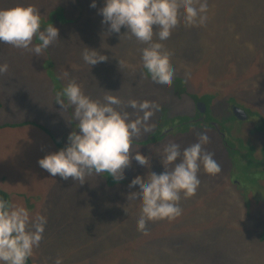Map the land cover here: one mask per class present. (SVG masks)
<instances>
[{
	"label": "rangeland",
	"instance_id": "rangeland-1",
	"mask_svg": "<svg viewBox=\"0 0 264 264\" xmlns=\"http://www.w3.org/2000/svg\"><path fill=\"white\" fill-rule=\"evenodd\" d=\"M22 4L40 11L41 29L50 23L59 29L58 39L38 56L0 43V64H8L0 73V188L12 203L47 216L43 239L26 264H55L57 257L63 264H264V179L235 178L250 162L231 152L242 144L254 158L264 155V0H208L203 25L187 26L181 13L177 29L160 45L175 71L167 89L150 84L142 71L147 45L124 27L110 33L101 23L104 0L95 8L91 0H0V9ZM86 47L108 59L91 67L82 57ZM71 79L93 99L118 96L117 107L130 119H139L130 100L159 109L150 135L133 141L129 156L150 160V169L130 164L117 183L94 172L83 182L63 180L39 166L76 127L72 108L56 103ZM234 106L248 118L237 119ZM201 131L221 171L210 175L201 167L196 193L181 196L182 214L149 221L139 231L140 203L127 204L138 193H129V185L137 179L143 185L151 171L164 170L165 144L183 149Z\"/></svg>",
	"mask_w": 264,
	"mask_h": 264
},
{
	"label": "clouds",
	"instance_id": "clouds-1",
	"mask_svg": "<svg viewBox=\"0 0 264 264\" xmlns=\"http://www.w3.org/2000/svg\"><path fill=\"white\" fill-rule=\"evenodd\" d=\"M91 0L90 7H96ZM102 24L109 32L120 33L121 28L147 45L141 53L142 71L148 82L161 89L172 86L175 71L170 67L171 57L163 54L160 47L177 29L181 13L187 26L203 25L207 21L208 0H104L98 9ZM40 11L34 5H17L0 9V43L20 49H29L37 56L58 39L59 29L52 23L41 29ZM157 41L152 44L153 36ZM39 43L33 45V39ZM85 63L91 67L106 61L108 57L100 51L86 47L82 53ZM8 70V64H0V73ZM110 92V91H109ZM56 103L72 108V119L76 127L67 137L66 145L50 152L38 160L39 166L51 177L63 180L84 181L86 175L108 173L117 183L123 182V174L130 164L137 169H150V160L132 156V142L151 133L149 122L159 115L155 105L128 102V108L139 119H130L129 111L120 109L121 99L106 95L103 100L86 95L75 79L56 93ZM206 131L198 134L197 141L181 149L180 144L169 141L160 157L163 171H151L150 176L133 181L127 204L140 203L137 229L146 231L147 223L154 220H172L182 214L181 196L194 195L200 185L199 171L203 167L207 174L221 171L214 153L204 145L209 143ZM83 184V183H82ZM47 224V216L33 212L22 204L0 198V264H26L34 249L39 247ZM55 264H63L57 257Z\"/></svg>",
	"mask_w": 264,
	"mask_h": 264
},
{
	"label": "trees",
	"instance_id": "trees-1",
	"mask_svg": "<svg viewBox=\"0 0 264 264\" xmlns=\"http://www.w3.org/2000/svg\"><path fill=\"white\" fill-rule=\"evenodd\" d=\"M61 12L62 9H59ZM64 16V14H63ZM65 17V16H64ZM63 17V19H64ZM178 118V117H177ZM180 118V117H179ZM157 135V133L155 134ZM158 136V135H157ZM231 152H234L238 156L242 158H247L249 159V165L245 167L246 172L242 175L238 171V174H234V177L237 178L239 176H247L256 180L259 179H264V155L259 156V157H253L250 147L246 145H240L239 147L237 146L236 148H233ZM0 198L6 199L10 201L9 194L2 188H0ZM11 202V201H10Z\"/></svg>",
	"mask_w": 264,
	"mask_h": 264
},
{
	"label": "water",
	"instance_id": "water-1",
	"mask_svg": "<svg viewBox=\"0 0 264 264\" xmlns=\"http://www.w3.org/2000/svg\"><path fill=\"white\" fill-rule=\"evenodd\" d=\"M196 105H197V107H198V109H199L200 111H204V109H205V105H204V103H203L202 101H198ZM232 109H233V112H234L238 117L244 118V116H245V112H244L241 108H239V107H237V106H234ZM213 124L217 126V124H215V123H213ZM164 132H168V131H165V130H164Z\"/></svg>",
	"mask_w": 264,
	"mask_h": 264
},
{
	"label": "flooded vegetation",
	"instance_id": "flooded-vegetation-1",
	"mask_svg": "<svg viewBox=\"0 0 264 264\" xmlns=\"http://www.w3.org/2000/svg\"><path fill=\"white\" fill-rule=\"evenodd\" d=\"M233 111V110H232ZM245 112V111H244ZM233 114L235 115V117L237 118V119H240V120H245V119H247L248 118V114L245 112V116H244V118H241V117H238L234 112H233ZM204 118V116L203 115H201V113H200V119H203ZM199 118H197L196 120H198ZM214 125V124H213ZM217 129H218V131L220 132V127H221V125H214Z\"/></svg>",
	"mask_w": 264,
	"mask_h": 264
}]
</instances>
